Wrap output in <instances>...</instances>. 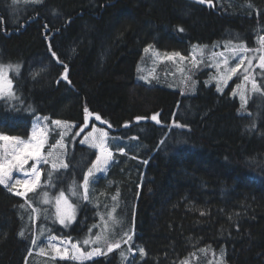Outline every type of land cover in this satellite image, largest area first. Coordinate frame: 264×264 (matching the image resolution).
I'll return each mask as SVG.
<instances>
[{"label": "trees", "instance_id": "1", "mask_svg": "<svg viewBox=\"0 0 264 264\" xmlns=\"http://www.w3.org/2000/svg\"><path fill=\"white\" fill-rule=\"evenodd\" d=\"M8 4L14 5L0 0V63L21 65L19 77L12 74L20 99L0 100V134L27 140L36 118L47 116L46 154L60 138L52 120L75 128L64 137L66 148L54 150L57 163L63 159L69 168L40 165L41 186L28 194L39 214L21 209L24 199L0 187V264H29V249L51 235L85 248L82 240L96 234L121 240V248L84 264H185L205 249L224 250L227 264H264V88L241 103L230 88L217 91L208 67L192 73L188 84L145 82L138 70L149 46L185 57L194 47L260 48L264 0H44L18 21L10 19ZM262 71L249 80L264 83ZM85 107L94 115L75 136L84 127ZM155 113L160 124L151 120ZM93 125L121 141L126 154L113 146L114 162L95 184L90 177L85 201L79 186L97 150L79 141ZM49 172L53 197L63 189L79 205L67 227L51 205L39 203ZM73 179L77 197L68 192ZM125 231L136 255L122 242ZM52 257L43 262L77 264Z\"/></svg>", "mask_w": 264, "mask_h": 264}, {"label": "snow or ice", "instance_id": "2", "mask_svg": "<svg viewBox=\"0 0 264 264\" xmlns=\"http://www.w3.org/2000/svg\"><path fill=\"white\" fill-rule=\"evenodd\" d=\"M42 0H34V3H41ZM206 0H199V3L203 4ZM208 3H211V0H207ZM183 31V29H181ZM259 44L260 48H249L246 46L245 43L238 45L236 48L231 49L233 52V58L239 53H244L245 55H241L239 61L233 67H225L223 72L221 73V62H216L214 66L217 69L218 73H221L218 77H213V79L217 80V91H222V84L223 86H227L228 80L235 75L238 70L245 64L247 61L248 67L244 68L245 75L243 76V81L248 82L249 77V70L253 67V60H258V65L261 70H264V35L259 37ZM149 48H145L144 51L148 52ZM49 50L51 51L52 57H56V52L52 51L51 44L49 45ZM257 53L260 52L259 56L257 55H246L247 53ZM158 55V53H157ZM166 58L171 60L174 57H179L180 60H185V56H181L180 53L175 52L171 54H165ZM213 56L219 55L220 57H224V52L220 53H212ZM59 62V61H58ZM192 63L194 66H198L199 63L202 61H197L195 53L192 56ZM222 64L227 66L229 64V59L224 58L222 60ZM20 68L21 65L19 64H3L0 63V100H4L8 103L12 101H17L20 98L17 95V92L14 87V79L10 76V73H14L16 77L20 75ZM139 70V69H138ZM264 74V71H262ZM34 77L36 73L33 74ZM63 79L67 80V66L64 69ZM144 79V77H141ZM191 79V77H189ZM237 88H242L243 85L237 84ZM251 87L253 90H258L264 88V83L258 85L256 79L253 77L251 80ZM191 89L195 90V82L193 81L191 85ZM236 90L233 89L232 95L235 96ZM240 98L242 101L245 100L243 92L240 94ZM13 107H15L13 105ZM31 107V106H29ZM243 107V104H242ZM94 114L89 111L87 107L84 108V127H81L78 132L75 133V136H79L81 132L84 131L85 128L88 127L89 118L92 117ZM159 113H155L151 116V120L155 121L156 124H160L161 121L158 119ZM142 119H146L145 117H137L136 120L139 122ZM49 117L45 116L43 118L37 117L33 123V128L31 131V136L29 139L25 140L18 136H10L5 134H0V187L6 189L8 193H11L14 196H18L24 199V203L20 204L19 207L21 209L25 208V205L31 209L32 213L39 214L41 209L39 207H34L31 198H29L28 194L30 192H36L37 188L41 186V173L43 169L40 165H47L51 163V168L53 170L59 171V169L67 170L69 168V163L65 162L63 159H59L57 163V154L55 153L56 148L65 149L66 145L64 143V137L69 135L71 128L75 127L74 124H70L66 121L61 120H52L51 123L59 128L62 131L59 133L60 138L57 139L53 144L48 145L49 151L46 154H43V150L45 146L48 144L50 130L47 121ZM95 120L100 121L102 124L106 123V121L101 119L99 114L95 115ZM175 124V122H174ZM176 127H182L180 124H175ZM109 128L112 127L111 124L108 125ZM125 127H128L125 124ZM74 138V137H73ZM115 139V138H113ZM131 139H137L136 136H132ZM80 144H87L90 149L97 150V154L95 155V160L92 162L91 167L88 169L87 173L83 177V183L79 187L83 188V199L85 201L89 200V185H90V177H95L91 181L92 184H95L99 180V176H96L97 173L105 174L107 173L110 165L114 162V152L112 144L109 141V133L104 131L102 128H97L93 125L92 129L83 139L79 141ZM163 143V141H161ZM115 150L118 151L121 155H125V147L120 146L119 144L116 145ZM49 158H53L51 161ZM133 159L136 157L133 156ZM32 161L30 168L26 166L29 165V162ZM146 163V161H145ZM22 173L23 178L17 176H13V172ZM57 180L60 177L56 178ZM56 185L53 183V174L52 172L48 173V184L45 186L44 190L39 193V203L43 205L50 204L51 200L54 198L55 202V218L56 221L60 225L67 227L71 223L76 220V212L78 208V204L71 201L69 196H66L65 191L63 189L59 190L58 194L54 195L51 194L47 188L48 187H55ZM23 189V190H21ZM68 192L71 194L72 197L78 196V187L76 181L73 179L68 187ZM119 193L117 192L116 196H113L112 199L116 200ZM47 211L46 209L44 210ZM115 211V209H113ZM201 215H204L202 212ZM47 218V216H45ZM111 219V216H109ZM103 219V217L101 218ZM115 223H119V221H114ZM95 227V225H94ZM50 231V230H49ZM91 232V229H89ZM18 235L21 238H24V231L21 230ZM58 237L56 235H51L47 242L46 246L49 249H52L55 252V256L52 259H56L59 257L60 260H71L77 262V264H84L86 261H91L95 257H99L101 255H107L108 253L113 252L115 249L121 248V240H113L110 239L107 235L103 234H96L94 238H84L82 240V244L86 246L82 248L80 243H72L70 239H63L60 238V245L63 247L58 246L53 241H56ZM133 241V236L129 234L128 231L123 233L122 242L125 244H129V251H132L131 243ZM38 242V238H33L31 240L32 246H36ZM91 245H102L91 247ZM139 255L144 257L146 255L145 249L141 246H137ZM39 254L47 255L44 246L39 247ZM28 255H32V250L29 249ZM223 256V253H222ZM121 259H126L124 252H120ZM27 264V261H26ZM186 264V262H185Z\"/></svg>", "mask_w": 264, "mask_h": 264}, {"label": "rangeland", "instance_id": "3", "mask_svg": "<svg viewBox=\"0 0 264 264\" xmlns=\"http://www.w3.org/2000/svg\"><path fill=\"white\" fill-rule=\"evenodd\" d=\"M13 2V7L8 4V13L10 16V19L14 18V21H18L19 18H21L25 11L28 10V8L32 7V6H36L41 4L44 0H42L41 3H34V0H10ZM237 46H230L227 49L224 50H217V51H210L209 49H205L202 47H194L191 51V53L186 56L185 60H180L179 57H174L173 59L169 60L166 58L165 53H161L156 51L153 48H150L148 52H145L144 57H143V61L141 66L139 67V73H140V79L141 77H144V79H141L145 82H151V81H160V82H167V81H173V82H179V81H184L188 84L189 81V77H191L192 73L197 72L199 70H202L203 68L208 67V71L209 74L211 75V81L213 83H215L217 85V80L213 79V77H218L222 72L223 69L225 67H233L235 66V64L239 61L240 56L241 55H245L244 53H239L235 56V58H233V52L231 51V49L236 48ZM259 49V48H258ZM224 52V57H220L219 55L217 56H213L212 53H220V52ZM158 53V55H157ZM195 53L196 55V59L197 61H202V63H199L198 66H194L192 63V56ZM257 55L259 56L260 52L257 53H247L246 55L251 56V55ZM224 58H228L229 59V64L227 66H224L222 64V60ZM216 62H221V73L217 72L216 67L214 66H209V65H214ZM256 65H258V60H253V67L249 70V76L250 75H254L253 73L256 71H260L261 69L259 67H257ZM248 67L247 65V61H245V64L243 66H241V68L238 70V72L232 76V78L230 80H228L227 82V86H223V84L221 85L223 90L221 92H223L226 89H231L233 91V89L236 90V95L239 96V100H241L240 98V94L241 92H243L244 97H245V103L247 101L250 100V98L254 97V92L256 90H253L251 87V81L249 80L248 82L243 83V76L245 75L244 72V68ZM13 73H10V76L12 77ZM239 79H237V77H239ZM250 76V78L252 77ZM237 79L236 83H233V81ZM257 83L259 85V82L257 80ZM237 84H241L243 85L242 88H237L236 85ZM242 103V100H241ZM55 127V125H54ZM57 129H60V131H62L61 128L57 127ZM75 127L71 128L70 132L74 129ZM98 128V127H97ZM106 131V130H104ZM67 136V135H66ZM65 136V137H66ZM109 141L113 146H116L117 144L120 145L121 141H119L118 139H111V136L109 135ZM2 143V142H0ZM33 162L30 161L29 165L26 166L27 168H30L31 164ZM98 175H103L100 173H97L96 176ZM13 176L14 177H21L22 173H17V172H13ZM23 190V189H21ZM53 207V210L55 212V202H54V198L51 200L50 204ZM73 223H71L70 225H72ZM64 239V238H63ZM48 240V238H47ZM46 241H44L43 243H40L38 245L37 248H32V255L29 258V264H53V262L49 261H45L43 262V259H45L46 256H55V252L52 249L47 248L46 246ZM67 240V239H66ZM53 243H56L58 246L63 247V245H60V237H58V239L56 241H53ZM40 246H44L45 247V251L47 253V255H41L39 254V247ZM117 250V249H115ZM131 253L133 255H136V251L132 250ZM223 253V256H222ZM200 254H196L194 256L193 259L189 260L186 262V264H227L226 262V253L224 250H220V251H214V250H209V249H205L202 251ZM100 257V256H99ZM59 259V257H56ZM98 258V257H95ZM94 258V259H95Z\"/></svg>", "mask_w": 264, "mask_h": 264}, {"label": "water", "instance_id": "4", "mask_svg": "<svg viewBox=\"0 0 264 264\" xmlns=\"http://www.w3.org/2000/svg\"><path fill=\"white\" fill-rule=\"evenodd\" d=\"M190 1H194V2H197V3H199V0H190Z\"/></svg>", "mask_w": 264, "mask_h": 264}]
</instances>
